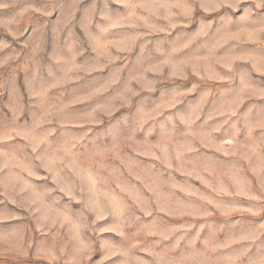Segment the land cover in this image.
I'll list each match as a JSON object with an SVG mask.
<instances>
[{
	"label": "rangeland",
	"instance_id": "obj_1",
	"mask_svg": "<svg viewBox=\"0 0 264 264\" xmlns=\"http://www.w3.org/2000/svg\"><path fill=\"white\" fill-rule=\"evenodd\" d=\"M0 264H264V0H0Z\"/></svg>",
	"mask_w": 264,
	"mask_h": 264
}]
</instances>
